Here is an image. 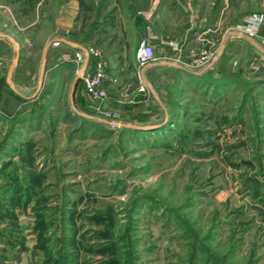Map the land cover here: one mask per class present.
<instances>
[{"label":"rangeland","instance_id":"obj_1","mask_svg":"<svg viewBox=\"0 0 264 264\" xmlns=\"http://www.w3.org/2000/svg\"><path fill=\"white\" fill-rule=\"evenodd\" d=\"M65 1L0 0V31L17 43L0 41V264H264V0H78L73 36L109 58L125 84L109 106H124L119 123L154 125L142 131L100 122L74 72L47 58L37 90ZM153 1L181 29L166 38L181 40L183 53L171 61L155 51L143 79L141 38L118 34L132 20L115 10L131 4L139 17ZM253 16L260 23L248 35ZM234 31L243 36L223 44ZM200 49L212 58L192 67ZM16 51L20 96L5 82ZM58 93L107 132L70 136L77 124L48 103Z\"/></svg>","mask_w":264,"mask_h":264},{"label":"built area","instance_id":"obj_2","mask_svg":"<svg viewBox=\"0 0 264 264\" xmlns=\"http://www.w3.org/2000/svg\"><path fill=\"white\" fill-rule=\"evenodd\" d=\"M143 15L145 20L148 21V24L145 26L146 35L140 39L135 51V61L138 67L147 68L155 64L157 56L154 46L155 35L149 24L151 18L144 13ZM259 23L260 20L258 17L253 16L247 18L245 33L253 35ZM160 43L166 50L163 57L165 60L179 61L183 53L181 40L178 38H165L161 40ZM58 44H60L59 41H54L52 46H57ZM211 58V53L206 49H200L193 54L191 51L189 63L192 67H199L209 63ZM73 61L76 67L75 74L83 84V90L89 109L98 117L119 123L121 115L118 110L110 108L109 95L105 86V81L108 79L111 80L107 73L111 62L109 58L105 56L102 49L94 48L83 43L74 50Z\"/></svg>","mask_w":264,"mask_h":264},{"label":"crops","instance_id":"obj_3","mask_svg":"<svg viewBox=\"0 0 264 264\" xmlns=\"http://www.w3.org/2000/svg\"><path fill=\"white\" fill-rule=\"evenodd\" d=\"M154 2L153 1V5L147 6L148 8H140V14L139 17L135 16L136 14H134V12L136 13L137 11H135V8H133V5L131 4H126L123 7H117L115 10V15L117 16V18L121 15L124 14L125 16H127L129 18V20L131 21V25H130V21L127 22L126 25L120 26V22L117 24L118 28L120 29V33H118L120 36H124V34L126 33L125 29L128 28H132L134 30L135 33H137V35L142 38L146 35V30L145 28H143V26L140 24V22H138L141 19H143V13L146 15H149L150 18L152 16V21H153V32L155 35V39H154V46H155V51L160 53L162 52L163 54L166 53L165 48L162 47V45H160V41L165 39L166 37H168V35H179L180 32V28L177 27L176 25H174V23L170 24L169 22L166 23L168 20L163 21L164 18L166 19L167 17L163 16L164 13H167L166 11H162V10H156L153 12L154 10ZM150 7V8H149ZM78 14H80V4L78 0H66L61 6L60 9L58 11V13L52 18V23H53V28L51 29L50 33H49V40L52 39H63L60 42V47H56V46H51L50 49L48 50V55H47V61L49 64L52 65V67H56L59 65L61 70H64L65 72H71L75 74V70L73 69L74 66H63L65 65L66 62H70L69 60L72 61L73 58V52L75 49H77L79 47L80 44H83L85 42L80 41L78 39H75V37L73 36L74 30L76 29V19L78 18ZM137 19V20H135ZM118 20V19H117ZM137 21V22H136ZM148 22V21H147ZM176 26V27H174ZM210 28L209 27H205L202 30V34H206L207 31H209ZM200 38V37H199ZM233 38H235L234 36L229 37L228 39V43L230 41L233 40ZM247 38V37H245ZM7 39L9 41V43L13 44V45H17V43L11 39L6 33L1 32L0 31V41H3ZM160 43V44H159ZM64 51H60V50ZM17 52V51H16ZM22 55L20 54V57H18V61L16 63V66L18 64V67H21V62H22ZM159 64V63H158ZM108 76L111 80H106L105 81V86L107 88L108 94L114 90L117 89L118 86H120L121 88H124L125 84L122 83L119 84L117 83V79L115 77L114 71H110V68L107 71ZM138 74L143 77L144 79V74L145 73V69L141 68L138 72ZM76 77V74H75ZM147 80H149L148 74H147ZM14 79V75L12 76V81L7 82L6 78H5V82L9 85L10 89L17 95L20 96V93L13 87L12 83ZM66 85V84H64ZM111 105L113 107V109H116L118 111H124L123 110V105L115 103V102H111ZM77 112H81L78 108L75 109Z\"/></svg>","mask_w":264,"mask_h":264},{"label":"water","instance_id":"obj_4","mask_svg":"<svg viewBox=\"0 0 264 264\" xmlns=\"http://www.w3.org/2000/svg\"><path fill=\"white\" fill-rule=\"evenodd\" d=\"M233 33L235 34L236 36L238 37H241L243 36V34L240 32V31H234V32H228L224 35L223 37V40H222V43L224 44L226 42V40L228 39L229 35ZM63 39H52V40H49L46 42V44L44 45V48H43V52H42V66L40 67V70H39V83H38V88L37 90L39 91L42 87V78H43V75H44V71H45V67H44V64L46 62V58H47V53H48V50L50 49V47L52 46V43L54 41H62ZM18 57H19V54L18 52L16 53L15 55V59L12 61L10 67L8 68L7 70V73H6V81L7 82H10L11 81V76H12V70L14 68V66L16 65V62L18 60ZM168 65H172L178 69H181L185 72H189V73H193V74H199L201 72H193L189 69H187L186 67L180 65V64H177V63H174V62H166ZM72 109L74 110V113H76L77 115H80L86 119H96L95 116L93 115H88V114H85V113H80V112H77L73 107ZM100 122H103L105 124H108L110 126H114V127H123V128H131V129H135V130H149V129H153L154 128V125H149V124H144V125H134V124H126V123H118V122H111L107 119H100V118H97Z\"/></svg>","mask_w":264,"mask_h":264},{"label":"trees","instance_id":"obj_5","mask_svg":"<svg viewBox=\"0 0 264 264\" xmlns=\"http://www.w3.org/2000/svg\"><path fill=\"white\" fill-rule=\"evenodd\" d=\"M4 79L0 80V84H3ZM49 105L56 110H59V106H63V122L69 124H77L76 129L70 132V136H74V139H82L86 137L97 138L102 136L106 130L95 120L86 119L76 113L72 112L68 107L67 103L62 100V96L58 93L56 99H50ZM107 132V131H106Z\"/></svg>","mask_w":264,"mask_h":264}]
</instances>
